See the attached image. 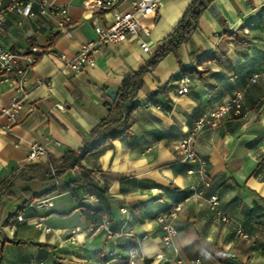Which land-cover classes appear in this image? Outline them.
Listing matches in <instances>:
<instances>
[{
    "label": "crops",
    "instance_id": "0c3cea01",
    "mask_svg": "<svg viewBox=\"0 0 264 264\" xmlns=\"http://www.w3.org/2000/svg\"><path fill=\"white\" fill-rule=\"evenodd\" d=\"M9 1L0 0V44L17 52L37 46L41 54L27 73L28 101L15 119L0 116V179L31 167L24 173L30 178L15 179L0 194V264H124L128 250L119 243L132 238L136 244L143 235L144 259L134 264L197 258L202 264H264V0H211L188 39L142 76L130 132L87 154L85 170L75 166L59 176L44 175L43 169L82 145L110 110L106 90H118L125 75L146 64L192 0H160L157 11L141 20L150 30L148 49L131 36L102 46L96 65L79 72L68 62L81 43L96 39L94 26L109 23L110 13L92 7L94 0H47L67 9L61 30L60 15L21 17L8 9ZM187 66L209 71L201 79L181 72ZM254 72L259 76L251 82ZM184 75L189 91L178 93ZM234 91L243 94L241 113L225 115L194 139L205 163L201 174L176 143ZM11 97L0 84V107ZM31 142H48V153L28 162ZM191 185L202 193L191 195ZM99 189L104 192L97 196ZM214 194L218 209L231 219L227 223L213 219L208 199ZM46 199L50 205L36 206ZM180 203L177 232L172 245L164 246L156 217ZM20 213L26 220L11 227ZM103 217L122 235L108 238L88 230ZM238 225L252 235L254 247L237 237ZM157 253L164 258L154 259Z\"/></svg>",
    "mask_w": 264,
    "mask_h": 264
},
{
    "label": "built area",
    "instance_id": "2783aa9c",
    "mask_svg": "<svg viewBox=\"0 0 264 264\" xmlns=\"http://www.w3.org/2000/svg\"><path fill=\"white\" fill-rule=\"evenodd\" d=\"M160 0H94L91 6L101 11H108L111 15L110 22L107 24H96L94 32L95 40L84 41L81 43L76 55L68 62L69 68L74 72L88 70L96 65V55L100 48L107 44H117L125 41L128 37H137L140 39V47L148 49L147 37L149 36V28L141 23V20L151 14H154L159 7ZM125 4L126 8L120 9V5ZM8 9L14 10L21 17H36L39 15H60L61 21L58 26L64 30V21L68 20L67 9L64 5H56L47 0H10ZM4 20V15L0 13V24ZM30 52L21 54L17 51L10 50L0 44V84H5L11 91L12 97L5 107H0V116H5L8 119H15L29 98V88L27 82V73L31 66L35 64L41 49L37 46L29 48ZM62 58L63 55L61 56ZM259 74L254 72L251 74L250 81L255 82ZM180 87L178 93H186L189 91L190 78L184 75L179 80ZM243 94L241 91H234L231 97L211 110L200 115L194 122L187 134L179 139L176 147L181 151L185 161L194 162L199 165L197 172L204 174L205 163L199 157L194 149V139L196 135L207 127H215L219 121L229 113L239 115L242 109ZM59 144L58 141L54 142ZM48 153V142H31L29 144L26 159L28 162H33ZM50 167L51 174L54 176V168ZM193 170H190L192 172ZM202 183H205L203 179ZM191 195H200L202 192L197 185L189 187ZM208 203L213 211V219L219 223H227L231 219L228 214L222 212L217 207L218 196L211 195ZM50 205L49 199L43 200L36 204L41 207ZM181 203L167 212L161 213L156 217L161 229L163 230L162 243L164 246L172 245V240L177 232L175 218L177 212L181 209ZM124 211V208L120 209ZM24 213L18 214L10 224L15 227L17 223L25 221ZM36 226H41L37 223ZM49 231L48 228L45 229ZM89 231H102L108 238L118 237L122 235L119 232L113 231L108 220L103 217L97 222L91 223ZM236 235L240 239L251 241V246L256 245L252 235L248 233L243 226L236 227ZM124 235H129L125 234ZM146 238L145 235L136 237L135 246L131 247L127 252V258L124 264H134L137 259L143 260L144 257L139 252V247L142 241ZM162 253L154 255V259H163ZM178 264H183L180 259ZM28 264H42V262L30 261ZM186 264H202L200 259L191 260Z\"/></svg>",
    "mask_w": 264,
    "mask_h": 264
},
{
    "label": "trees",
    "instance_id": "16d2710c",
    "mask_svg": "<svg viewBox=\"0 0 264 264\" xmlns=\"http://www.w3.org/2000/svg\"><path fill=\"white\" fill-rule=\"evenodd\" d=\"M211 0H192L185 10L178 24L173 27L172 31L166 38V42L160 45L144 66L130 74L125 75L117 90L116 98L113 100L110 110L97 125H95L83 140L82 145L77 149H68L58 160L59 163H51L54 168V176H59L66 170L77 166L81 170H85L82 165L83 158L89 154L96 152L105 145L111 144L114 140L119 139L130 132L133 124L132 113L137 108V103L134 101L137 91L142 86V76L151 69L163 56L170 52H175L176 48L189 37L190 32L195 29L197 19L205 6ZM60 33L57 32L51 39L56 38ZM30 49L19 51L21 54H27ZM205 59V60H209ZM208 69L197 70L195 67L187 66L181 69V72L195 73L199 78H203ZM31 167H22L12 171L6 179H0V194L5 192L17 178H30L24 173L28 172ZM50 168L43 169V174H50ZM75 184V183H73ZM104 191L97 192V196ZM81 207H87L85 203H80ZM96 211V209H93ZM96 222V221H95ZM119 246L126 250L135 246L132 238L123 239Z\"/></svg>",
    "mask_w": 264,
    "mask_h": 264
},
{
    "label": "water",
    "instance_id": "95a60500",
    "mask_svg": "<svg viewBox=\"0 0 264 264\" xmlns=\"http://www.w3.org/2000/svg\"><path fill=\"white\" fill-rule=\"evenodd\" d=\"M106 94L111 100H114L116 98V95H117V90L113 89V88H108L106 90Z\"/></svg>",
    "mask_w": 264,
    "mask_h": 264
}]
</instances>
